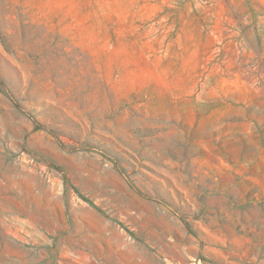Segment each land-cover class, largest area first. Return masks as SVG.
I'll return each instance as SVG.
<instances>
[{"label":"rangeland","instance_id":"obj_1","mask_svg":"<svg viewBox=\"0 0 264 264\" xmlns=\"http://www.w3.org/2000/svg\"><path fill=\"white\" fill-rule=\"evenodd\" d=\"M0 264H264V0H0Z\"/></svg>","mask_w":264,"mask_h":264}]
</instances>
